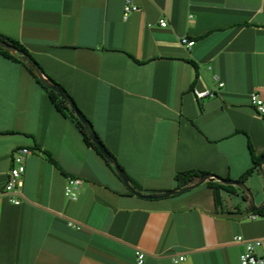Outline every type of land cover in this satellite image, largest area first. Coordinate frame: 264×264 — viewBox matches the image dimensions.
<instances>
[{
  "label": "crops",
  "instance_id": "obj_1",
  "mask_svg": "<svg viewBox=\"0 0 264 264\" xmlns=\"http://www.w3.org/2000/svg\"><path fill=\"white\" fill-rule=\"evenodd\" d=\"M132 1L124 19L125 0H0V33L69 92L140 193L178 190L184 171L238 181L264 154L250 102L264 99V0ZM208 88L214 98H197ZM24 147L14 204L5 185ZM69 177L84 180L76 200ZM209 181L134 194L27 65L0 52V264H139L137 251L143 264H241L234 237L264 238V216L251 219L236 189L217 206Z\"/></svg>",
  "mask_w": 264,
  "mask_h": 264
},
{
  "label": "built area",
  "instance_id": "obj_2",
  "mask_svg": "<svg viewBox=\"0 0 264 264\" xmlns=\"http://www.w3.org/2000/svg\"><path fill=\"white\" fill-rule=\"evenodd\" d=\"M135 11H139V7L133 3L132 0H125L123 17L127 19L129 15ZM162 26H167V21L161 20ZM182 42L191 47L195 44V41L183 38ZM224 83L220 82L219 87H223ZM197 98H214L216 93L213 89L195 90ZM251 105L255 108L257 113L264 117V99L258 93L250 95ZM32 153L29 148H19L13 152L12 165L9 170L7 182L5 185V194L9 200L14 204L21 203V193L24 187V174L26 171V160ZM84 180L79 177H69L65 185V195L71 199L76 200L80 194V190L83 187ZM257 214L252 213L251 219H256ZM73 225V223H71ZM75 226V225H73ZM80 228V227H78ZM234 241L245 245V250L241 254V264H264V238L247 239L242 235L234 237ZM138 263L143 264L145 260V253L137 251ZM185 257H180L178 261H183ZM177 262V261H176Z\"/></svg>",
  "mask_w": 264,
  "mask_h": 264
},
{
  "label": "water",
  "instance_id": "obj_3",
  "mask_svg": "<svg viewBox=\"0 0 264 264\" xmlns=\"http://www.w3.org/2000/svg\"><path fill=\"white\" fill-rule=\"evenodd\" d=\"M0 46L5 48V49L10 50L14 54H18V55H21L23 57H26L27 60L29 61V63L31 64L32 68L35 70L37 76L40 78L41 82L45 86H47L50 89H52L55 92H57L68 103L70 108L74 110L76 116L83 122L84 126L86 127V130H87L88 134L92 138V141L99 147V150L105 156V158L111 164H113L115 166L119 177L123 180V182L128 186V188L134 194H136L138 196H141V197L151 198V199L164 198V197H169V196L174 195V194H178L180 192H185V191L191 189L192 187H195V186L203 184L208 179H211V180L218 179L223 184L235 185V186H238L240 189H242V191H244L249 196L250 207H251L252 211H256V210H258V209H260L261 207L264 206V201L259 206L256 205L254 194L251 191V189L246 185V183L244 181H236V180H231V179H224V178L218 177L216 175H211V174H203L199 178V180L196 183H194L193 185H188V186L182 187V188H180L178 190L167 191V192L158 193V194H147V195H144V194L140 193L139 191H137L130 184V182H129L124 170L122 169V167L118 163L117 159L107 149L106 145L102 142V140L99 137L97 131L95 130L93 123L81 111V109L75 103V101L73 100V98L69 94V92L66 89H64V88H61V86L58 83L51 82L48 79L47 75L45 74V72H44L43 68L41 67V65L36 60L31 58L30 56H27L24 51H21L17 47H15L14 45L6 43V42H3V41H0ZM263 164H264V156L262 157V159L260 161V164H259V170L260 171H263ZM263 173H264V171H263Z\"/></svg>",
  "mask_w": 264,
  "mask_h": 264
},
{
  "label": "trees",
  "instance_id": "obj_4",
  "mask_svg": "<svg viewBox=\"0 0 264 264\" xmlns=\"http://www.w3.org/2000/svg\"><path fill=\"white\" fill-rule=\"evenodd\" d=\"M0 41H3V42H6V43H9V44L14 45L19 50L24 51L27 56H30L31 58H33L34 60H36L35 57L30 53V51L22 43H20L18 40L13 39L11 37H8V36L0 33ZM0 52L3 53V54H5V55H7V56H9V57H13L15 59H20V60H22L24 62L25 65H27L28 69L37 78V80L39 81V83L43 87H45L47 89V91L49 92L50 98L53 101V103L55 104L56 108L61 113H63L64 115L70 116L74 120V122L76 123V125L79 128L80 132L82 133L85 142L88 145L92 146L104 159H106L105 156L99 150V147L92 141V138L88 134V132L86 130V127L84 126L83 122L76 116L74 110L70 108V106L68 105V103L57 92H55L54 90H52L49 87L45 86L41 82L40 78L37 76L35 70L32 68V66L29 63V61L27 60V58L26 57H23L21 55H18V54H14L10 50L5 49V48H3L1 46H0ZM47 77H48V79L51 82L57 83L52 77H50V76H47ZM61 88H63V87L61 86ZM263 156H264V154L261 155L260 157H257V156H255L253 154V166L250 169H248L238 179V181H244L245 182L246 179L248 177H250L255 171H259V164H260V161H261V159H262ZM203 174H205V173L202 172V171H184V172H178L176 174V176H175V179L178 182L179 188H182V187L188 186L196 178L201 177ZM208 183L214 189L215 199H216L217 206L218 205L220 206L222 204V202H223V198L221 196V190L222 189H226L227 191H229L231 193L233 192V189H235L234 188L235 185H226V184H223V183H221L219 181H209ZM242 195L245 198H249V196L244 191L242 192ZM253 213L264 216V206L261 207L260 209L256 210V211H253Z\"/></svg>",
  "mask_w": 264,
  "mask_h": 264
},
{
  "label": "rangeland",
  "instance_id": "obj_5",
  "mask_svg": "<svg viewBox=\"0 0 264 264\" xmlns=\"http://www.w3.org/2000/svg\"><path fill=\"white\" fill-rule=\"evenodd\" d=\"M263 171H264V164H263ZM263 171L258 172L252 179L246 182V185L251 189V191L254 194L255 203L257 206L261 204V198H264V173ZM234 188L236 189L237 193L241 197H243L242 189H240L238 186H234ZM256 189H259L260 194H261L260 196L257 194ZM232 197H233V200L239 201L237 199L238 198L237 196H232Z\"/></svg>",
  "mask_w": 264,
  "mask_h": 264
}]
</instances>
